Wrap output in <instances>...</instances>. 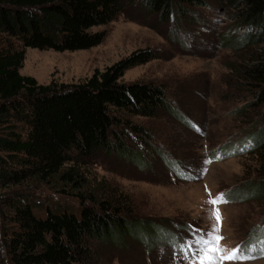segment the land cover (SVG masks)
<instances>
[{
  "label": "rangeland",
  "instance_id": "rangeland-1",
  "mask_svg": "<svg viewBox=\"0 0 264 264\" xmlns=\"http://www.w3.org/2000/svg\"><path fill=\"white\" fill-rule=\"evenodd\" d=\"M193 9L198 23L176 27L125 1L112 20L91 28L104 33L92 47L23 48L18 72L43 84L80 82L135 49H150L156 57L126 69L120 80L162 85L176 113L124 115L147 133L141 138L123 129L124 146L140 152V159L100 149L83 163H73L72 181L58 174L42 182L29 178L0 186V192H31L50 206L82 202L96 207L107 201L153 227L151 236L124 238L121 246L93 240L89 264H187L175 245L210 230L214 208L222 214L223 247L259 248L264 241V196L257 191L264 188V149L253 148L248 138L264 120V104L254 99L257 82L245 73L260 61L264 42L224 47L220 36L243 33L235 18L214 3ZM220 193L228 203H207ZM10 225L0 214V237L1 226ZM0 264H10L1 238ZM224 264H264V257Z\"/></svg>",
  "mask_w": 264,
  "mask_h": 264
},
{
  "label": "trees",
  "instance_id": "trees-1",
  "mask_svg": "<svg viewBox=\"0 0 264 264\" xmlns=\"http://www.w3.org/2000/svg\"><path fill=\"white\" fill-rule=\"evenodd\" d=\"M125 1L176 27L198 23L193 8L214 3L243 29L237 36H220L222 46L264 42V0H0V186L58 174L72 181L73 163L100 149L140 159V152L124 146L123 129L141 138L147 133L124 115L175 113L162 85L120 80L126 69L156 57L150 49H135L76 83L43 84L18 72L25 47L71 51L98 44L104 33L91 28L112 20ZM245 73L257 82L254 99L264 104V51ZM248 138L253 148L264 149V120ZM257 191L264 196V188ZM0 207L11 224L1 226L0 237L10 264H89L93 240L121 246L124 238L151 236L153 229L140 224L146 219L107 201L96 207L82 202L50 206L31 192L11 189L0 192Z\"/></svg>",
  "mask_w": 264,
  "mask_h": 264
},
{
  "label": "snow or ice",
  "instance_id": "snow-or-ice-1",
  "mask_svg": "<svg viewBox=\"0 0 264 264\" xmlns=\"http://www.w3.org/2000/svg\"><path fill=\"white\" fill-rule=\"evenodd\" d=\"M216 159L221 157L217 155ZM210 161H205L209 163ZM206 171V169H205ZM226 194L220 193L216 198L207 201L209 205L215 206L220 203H228ZM211 217L215 220L211 229L204 234L179 242L175 247L179 248L183 260L187 264H224L225 261H249L258 257H264V241L260 247L256 245H237L233 248L223 247L221 241L225 238L220 235L222 225V214L218 208H214Z\"/></svg>",
  "mask_w": 264,
  "mask_h": 264
}]
</instances>
